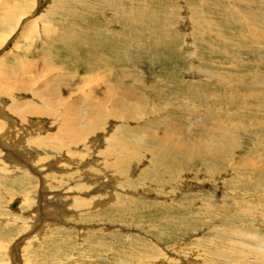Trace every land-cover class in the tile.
Returning a JSON list of instances; mask_svg holds the SVG:
<instances>
[{
    "label": "rangeland",
    "instance_id": "374dc122",
    "mask_svg": "<svg viewBox=\"0 0 264 264\" xmlns=\"http://www.w3.org/2000/svg\"><path fill=\"white\" fill-rule=\"evenodd\" d=\"M0 70V264H264V0H0Z\"/></svg>",
    "mask_w": 264,
    "mask_h": 264
},
{
    "label": "bare ground",
    "instance_id": "6f19581e",
    "mask_svg": "<svg viewBox=\"0 0 264 264\" xmlns=\"http://www.w3.org/2000/svg\"><path fill=\"white\" fill-rule=\"evenodd\" d=\"M11 18V17H10ZM28 24V23H27ZM32 26V25H31ZM34 27V26H33ZM68 39V38H67ZM79 51V50H78ZM43 52V51H42ZM39 54H42V53H39ZM33 55H34V53H33ZM38 56V55H37ZM25 58V57H24ZM31 58V57H30ZM29 58V59H30ZM39 58V57H38ZM41 58V57H40ZM15 59H17V58H15ZM23 59V58H22ZM32 60V59H31ZM35 63V62H34ZM33 65V64H32ZM34 66V65H33ZM48 66V65H47ZM28 67V66H27ZM31 67V66H30ZM29 67V68H30ZM38 67V66H37ZM13 69H14V67H12ZM36 68V67H35ZM39 68V67H38ZM47 69V68H46ZM12 70V69H11ZM24 70V69H23ZM29 70V69H28ZM1 71V70H0ZM15 71V70H14ZM16 71H18V70H16ZM42 71H43V69H42ZM10 72V71H9ZM21 72V71H20ZM36 72V71H35ZM40 72V71H39ZM1 73H4L5 74V72H1ZM3 74V75H4ZM7 74V73H6ZM1 75V74H0ZM8 76V75H7ZM6 76V77H7ZM11 76V75H10ZM16 76V75H15ZM19 76H21V75H19ZM12 77V76H11ZM23 77V76H22ZM25 77V76H24ZM69 78V77H68ZM12 79V78H11ZM16 79V78H15ZM74 79V78H73ZM75 80V79H74ZM16 82V81H15ZM6 84H7V82H6ZM84 84V83H83ZM83 84H81L82 86H83ZM12 85V84H11ZM5 86V85H4ZM9 86V85H8ZM85 87H86V84L84 85ZM5 88H7V87H5ZM80 88V87H79ZM79 88H77V89H79ZM89 88V87H88ZM32 89L30 88V87H21V86H19V89H18V91L19 92H23V91H25V92H28V91H31ZM85 90V89H84ZM80 91V90H79ZM110 91V90H109ZM7 92H8V90H1L0 89V94H4V95H6L7 94ZM74 92V91H73ZM111 92V91H110ZM73 94V93H72ZM86 94V93H85ZM91 94V93H90ZM102 94H104V93H102ZM101 94V95H102ZM107 94V93H106ZM109 94V93H108ZM126 94V93H125ZM13 95V94H12ZM246 95V94H245ZM10 96V95H9ZM16 96V95H15ZM70 96V95H69ZM88 96V95H87ZM103 96V95H102ZM105 96H107V95H105ZM7 97V96H6ZM61 97V96H60ZM71 97V96H70ZM10 99V98H9ZM14 100V99H13ZM11 101V100H10ZM15 101V100H14ZM17 101V100H16ZM105 102H107V101H105ZM58 103V102H57ZM57 103H56V101L53 103V104H51V105H47V106H45L44 108H41L40 110H38V109H25V111H26V113L25 114H23L22 115V111L24 110H22V109H16V107H13V108H11V110H13V112H14V115H17L19 118H20V120L23 122L24 121V119L26 118H24V115H28V114H35V116L36 117H42V116H44V115H46V116H48V117H51V118H55L56 117V105H57ZM11 104V103H10ZM79 104V103H78ZM60 105V104H59ZM89 105V104H88ZM9 106V105H8ZM63 106H65V105H63ZM62 106V107H63ZM89 108H90V105L88 106ZM113 108V107H112ZM0 109L1 110H6V108L4 107V106H0ZM10 109V108H9ZM59 110V109H58ZM77 110V109H76ZM76 110H74V107H68L67 108V110H66V112H65V121H64V123L63 124H58L57 125V129H58V131L62 134V135H65V136H59V137H57V139L59 140V141H67V142H69V143H71V142H74V140H76V139H78V137H80V132H81V130L82 129H86L88 126H89V124H90V122L93 124V121L91 120V114H87V116H86V118H84L83 119V117L81 118V120H80V124H81V128L80 129H76V131H74L73 133L72 132H70V130H68V128H67V126L68 125H71L73 122H75V123H77L78 122V118H77V114H76ZM61 111V110H60ZM65 111V110H64ZM86 112V111H85ZM86 115V114H85ZM3 117H5L4 115H3ZM1 119H3L4 121H6V122H8V123H11L10 122V118L9 119H5V118H1ZM0 119V120H1ZM29 120V119H28ZM2 122V121H1ZM0 122V123H1ZM58 122H60V121H58ZM26 123H27V121H26ZM33 123V121L31 120V122H30V124H32ZM4 124V123H3ZM74 124V123H73ZM79 124V125H80ZM6 125V124H5ZM10 125V124H9ZM16 125V124H15ZM39 125V124H38ZM41 125V124H40ZM78 125V126H79ZM84 125V127H82ZM4 126V125H3ZM11 126L13 127V125L11 124ZM75 127H76V125H75ZM95 127V126H94ZM224 127V126H223ZM9 127H7V129H8ZM14 128V127H13ZM72 128V127H71ZM91 128V127H90ZM93 128V127H92ZM197 128V127H196ZM219 129H220V127H218ZM5 129V128H4ZM69 129H70V127H69ZM229 129V128H228ZM2 130H3V127H2ZM1 130V131H2ZM27 130V129H26ZM41 130H43V128H41L40 127V131L38 132V133H40L41 132ZM5 131H6V129H5ZM11 131H13V130H10V132ZM93 131V130H92ZM92 131H90V132H92ZM215 131V130H214ZM221 131V130H220ZM223 131V130H222ZM25 132V131H24ZM89 132V131H88ZM226 132V131H225ZM8 133V132H7ZM27 133V132H26ZM38 133H35L34 135H38L39 136V134ZM60 133H58V135H60ZM3 134H5V133H3ZM27 134H31V132L30 133H27ZM87 134V133H86ZM85 134V135H86ZM89 134V133H88ZM212 134V133H211ZM26 135V134H25ZM57 135V136H58ZM3 136H5V135H3ZM7 136V135H6ZM5 136V137H6ZM23 136V135H22ZM48 136V135H47ZM158 136V135H157ZM160 136V135H159ZM5 137H4V139H5ZM11 137V136H10ZM41 137V136H40ZM52 137V136H51ZM81 137H83L84 138V136H81ZM86 138V137H85ZM10 139V138H9ZM23 139V138H22ZM30 139V138H29ZM34 139V138H33ZM46 139V138H45ZM52 139V138H51ZM31 140V139H30ZM14 142H15V140H14ZM34 142L37 144V145H46V142H45V140L44 139H41V138H36L35 140H34ZM51 142V141H50ZM49 142V143H50ZM4 143V142H3ZM18 143V142H17ZM16 143V144H17ZM31 143V142H30ZM60 143V142H59ZM51 144V143H50ZM78 144V143H77ZM109 144V143H108ZM11 145V144H10ZM212 145V144H211ZM17 146V145H16ZM48 146V145H47ZM63 146V145H62ZM85 146V145H84ZM175 146V145H174ZM182 146V145H181ZM195 146H196V144H195ZM202 146V145H201ZM2 147V146H1ZM49 147V146H48ZM114 147V146H113ZM177 147V146H176ZM206 147V146H205ZM16 148V147H15ZM30 148V147H29ZM39 148V147H38ZM37 148V149H38ZM51 148V147H50ZM60 148V147H59ZM31 149V148H30ZM41 149V148H40ZM56 149V148H55ZM61 149V148H60ZM125 149V148H124ZM204 149V148H203ZM52 150H54V148L52 147ZM128 150V149H127ZM118 152V151H117ZM121 153V152H120ZM123 153H125V151L123 152ZM122 154V153H121ZM4 156V155H3ZM122 156V155H121ZM167 157V156H166ZM165 157V158H166ZM37 158V157H36ZM32 159V158H31ZM109 159V158H108ZM122 159V158H121ZM61 161V160H60ZM51 163V162H50ZM122 164V163H121ZM165 164H166V162H165ZM45 165V164H44ZM66 166V165H65ZM168 166V165H167ZM32 167V166H31ZM46 167H48L49 168V166H46ZM51 169H53V168H51ZM55 169V168H54ZM57 169V168H56ZM48 170V169H47ZM58 172V171H57ZM39 173V172H38ZM110 185V184H109ZM255 187V186H254ZM44 188V187H43ZM99 191V190H98ZM95 191H93L92 193H94ZM51 193V192H50ZM67 193V192H66ZM247 194V193H246ZM47 195V194H46ZM69 195H70V193H69ZM48 196V195H47ZM71 196V195H70ZM236 196V195H235ZM238 196V195H237ZM44 197V196H43ZM55 197V196H54ZM54 197H53V199H54ZM243 197V196H242ZM47 198H49V197H47ZM59 198V197H58ZM57 198V199H58ZM68 198V197H67ZM250 198V197H249ZM55 199H56V197H55ZM61 199V198H60ZM72 199H74V198H72ZM52 200V199H51ZM77 200V199H76ZM237 200V199H236ZM15 201H17L18 203L17 204H19V200H15ZM15 201H13L10 205H9V208L10 209H12L11 208V206H12V204L15 202ZM238 202V201H237ZM245 202V201H244ZM243 202V203H244ZM250 202V201H249ZM20 203H22V202H20ZM64 203H66V202H64ZM241 203H242V201H241ZM252 203H254V202H252ZM85 204V203H84ZM258 204V202L256 203V204H254V210L256 209L255 208V205H257ZM87 205V204H86ZM236 205V204H235ZM242 205V204H241ZM251 205H253V204H251ZM264 205V204H263ZM74 206H76V205H74ZM238 206V205H237ZM243 206V205H242ZM259 206V205H258ZM257 206V207H258ZM17 207V206H16ZM15 207V208H16ZM19 207V206H18ZM251 207V206H250ZM262 207V206H261ZM264 207V206H263ZM14 208V209H15ZM252 208V207H251ZM258 208H260V206L258 207ZM250 209V208H249ZM253 209V208H252ZM13 210V209H12ZM78 210V209H77ZM235 210V209H234ZM262 210V209H261ZM256 211V210H255ZM257 211H258V209H257ZM257 214H259V213H257ZM237 217V216H236ZM41 231V230H40ZM231 232V231H230ZM237 232V231H236ZM236 232H234V233H236ZM226 233V232H225ZM238 233V232H237ZM238 236V235H237ZM247 236V235H246ZM245 236V237H246ZM248 237V236H247ZM242 238V237H241ZM254 238V237H253ZM252 238V239H253ZM249 239V238H248ZM254 241H255V239H254ZM240 242H243V241H240ZM244 243V242H243ZM237 244V243H236ZM248 244V243H247ZM234 246H235V248H237V247H239V246H236L235 244H233ZM253 246H255V244L253 245ZM257 246V245H256ZM251 248V247H250ZM253 248V247H252ZM249 249V248H248ZM206 250V249H205ZM232 250H235V249H232ZM251 250V249H250ZM12 251V250H11ZM208 251V250H207ZM237 251V250H236ZM254 251V250H253ZM222 252H223V250H222ZM227 253V252H226ZM225 253V254H226ZM228 253H230V252H228ZM229 256V255H228ZM227 257V256H226ZM234 262H236L235 260L232 262V263H234ZM231 263V264H232Z\"/></svg>",
    "mask_w": 264,
    "mask_h": 264
},
{
    "label": "water",
    "instance_id": "95a60500",
    "mask_svg": "<svg viewBox=\"0 0 264 264\" xmlns=\"http://www.w3.org/2000/svg\"><path fill=\"white\" fill-rule=\"evenodd\" d=\"M17 203H18V202L15 201V202L12 204L11 208L14 209V208L17 206Z\"/></svg>",
    "mask_w": 264,
    "mask_h": 264
}]
</instances>
